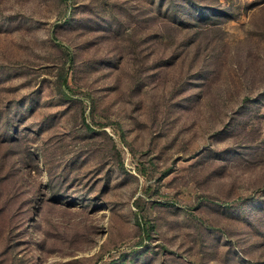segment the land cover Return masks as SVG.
<instances>
[{"label":"rangeland","instance_id":"rangeland-1","mask_svg":"<svg viewBox=\"0 0 264 264\" xmlns=\"http://www.w3.org/2000/svg\"><path fill=\"white\" fill-rule=\"evenodd\" d=\"M0 264H264V0H0Z\"/></svg>","mask_w":264,"mask_h":264}]
</instances>
